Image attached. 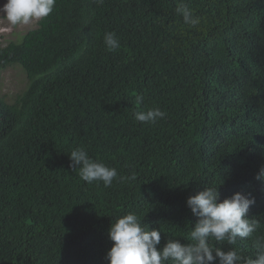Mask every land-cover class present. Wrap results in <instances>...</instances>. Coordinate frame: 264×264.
Segmentation results:
<instances>
[{"label": "trees", "instance_id": "obj_1", "mask_svg": "<svg viewBox=\"0 0 264 264\" xmlns=\"http://www.w3.org/2000/svg\"><path fill=\"white\" fill-rule=\"evenodd\" d=\"M180 2L56 0L0 44V74L17 64L26 78L14 101L0 96V264H108V229L129 212L163 232L185 216L190 243L183 201L220 180L264 218V0H183L196 26ZM153 107L166 116L135 121ZM77 147L116 168L111 186L69 167ZM250 244L237 241L245 256Z\"/></svg>", "mask_w": 264, "mask_h": 264}, {"label": "clouds", "instance_id": "obj_2", "mask_svg": "<svg viewBox=\"0 0 264 264\" xmlns=\"http://www.w3.org/2000/svg\"><path fill=\"white\" fill-rule=\"evenodd\" d=\"M55 4L56 0H6L0 6V13L11 26L29 25L49 16ZM176 13L187 25L196 26L200 23L183 0L176 8ZM103 43L109 51L121 46L118 37L111 31L104 34ZM136 101L142 102L143 97L138 95ZM165 116L166 113L159 107L134 113L135 121L142 123H156ZM68 157L69 167L73 170L79 168L80 179L87 183L101 181L105 187H109L118 178L116 168L93 161L83 147L73 149ZM237 177L244 180L240 174ZM256 179L264 182L263 163ZM222 182L220 180L218 184L204 187L199 192L194 190L183 201L187 212L194 216L188 215L187 220V227L191 229L188 235L190 243L182 244L178 240L184 228L185 216L179 217L176 223L165 225L164 232L155 226L152 218L149 224H142L141 217L134 212L118 217L111 223L107 233L108 239L113 242L106 254L108 264H213L217 260L218 264H264V218L248 216L255 199L233 192V183ZM259 186L264 195V187ZM226 191L234 194L229 197L231 194ZM220 195L228 198L221 200ZM213 240L236 247L224 251L214 246L211 243ZM238 240H250L252 255L243 254L237 245ZM160 243L162 248L157 247Z\"/></svg>", "mask_w": 264, "mask_h": 264}, {"label": "rangeland", "instance_id": "obj_3", "mask_svg": "<svg viewBox=\"0 0 264 264\" xmlns=\"http://www.w3.org/2000/svg\"><path fill=\"white\" fill-rule=\"evenodd\" d=\"M5 2L6 0H0V6ZM36 24L37 22L29 25L11 26L6 19H3V14L0 13V44L4 45L9 41L19 40L28 29L33 28ZM25 85V73L20 65L8 66L2 70L0 75V96L6 100L14 101Z\"/></svg>", "mask_w": 264, "mask_h": 264}]
</instances>
